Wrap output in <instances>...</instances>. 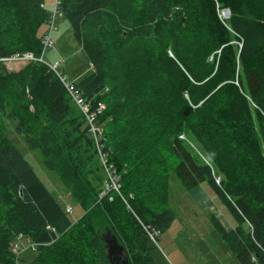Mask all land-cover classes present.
<instances>
[{
	"label": "trees",
	"instance_id": "obj_1",
	"mask_svg": "<svg viewBox=\"0 0 264 264\" xmlns=\"http://www.w3.org/2000/svg\"><path fill=\"white\" fill-rule=\"evenodd\" d=\"M10 1L19 25L27 35L26 48L36 52L37 59L31 61L30 69L35 78L30 92L35 98L32 102L23 98L31 80L21 79L14 72L0 71V121L6 129L7 122L14 124L12 129L23 137L28 148L40 151L44 166L55 172L72 190L73 196L83 202L85 214L77 221L72 219L60 196L42 181L12 141L9 130H3L0 136V189L5 208L0 215V252L6 253L7 260L2 264H13L16 260V255L10 252V244L18 233L30 237L37 244L36 248L43 250L48 244L58 242L66 232L75 233L77 223L86 229L83 238L77 237L76 243L86 255L93 253L88 250H97L100 259L110 264L101 238L108 227L124 245L131 264H159L152 255L154 243L149 233L158 232V241L160 234L176 219L169 206L168 188L164 196L160 190L158 192L162 195L161 199H156L162 203L159 210L153 209L144 197L130 198L129 192L124 194L131 208L126 209L124 199L117 194L103 195L96 203L100 191L101 194L104 191L105 178L86 179L83 174L85 160L69 156L61 129L73 115V108H77L86 124L69 90L73 88L85 99L88 113L95 117L107 162L113 165L125 190L124 176L109 157V131L105 123L110 112L105 92L109 55L104 42L122 38L139 41L146 29H154L160 36L168 29L175 43V55L165 56L175 68L183 61L180 36L186 26L193 24V19L197 25L208 29L203 37L219 43L216 49H221L218 56L224 55L227 60L226 63L223 61L226 70L217 76L210 70V75L199 85L182 69L188 81L179 83L176 92L188 94L189 98L183 94L181 99L189 110L202 111L200 127L204 131L218 133L222 128L218 133L223 136L219 139L222 144L228 143L227 138H230L231 142L240 141L255 153L244 154L238 160L235 178L229 172L222 174L219 172L222 167L212 155L216 165L196 157L180 137L184 133L197 135L193 128L198 125L191 121L188 112L184 118L186 128H178L171 136L172 150L177 158L175 171L187 188L207 182L230 211L237 223L235 227L226 228L216 216H212V222L237 261L240 264H264V0H54L52 8L46 6L45 0ZM222 8L230 9L229 19L221 18L219 9ZM61 19L70 23L76 42L94 67V71L81 80L70 79L59 69L63 60L54 64L47 61L45 54L54 47L55 41L46 45L42 54L39 52L46 34H53ZM45 26L47 30L42 32ZM236 40L240 43L234 46L231 41ZM0 52V57L4 58L20 50L1 46ZM126 55L131 56L129 52ZM196 89L201 92L198 94ZM222 99L225 103L215 110L204 109L205 104L222 102ZM31 103L35 104V111L31 110ZM103 127L106 142L101 134ZM92 146L96 156L93 139ZM248 193L253 199L247 196Z\"/></svg>",
	"mask_w": 264,
	"mask_h": 264
},
{
	"label": "rangeland",
	"instance_id": "obj_2",
	"mask_svg": "<svg viewBox=\"0 0 264 264\" xmlns=\"http://www.w3.org/2000/svg\"><path fill=\"white\" fill-rule=\"evenodd\" d=\"M45 1L48 8L53 7L54 0ZM14 10L10 0H0V47L13 48L22 53L0 57V71L14 72L21 79L31 80L23 98L32 102L35 96L30 90L35 78L30 69L31 61L36 60L37 56L36 52L31 53L29 48H26L27 35L19 25ZM135 10L134 8L133 11ZM56 28L52 35L54 47L46 52L45 58L51 64L63 60L59 69L70 79L81 80L87 73L94 71V67L76 42L70 23L61 19L56 23ZM45 30L46 26L42 32ZM205 32L207 34L208 29L197 25L195 19L192 25L185 27L183 35L180 36L183 61L175 68L166 61L168 57L165 56L175 55V43L168 29H165L161 36L155 34L154 29H146L139 41H125V38H122L104 42L109 55L105 76V92L108 94L106 102L110 103V112L105 122L110 135L107 134L109 157L111 156L124 176L125 190L122 185L119 192L111 190L107 194H103L104 191L101 194L100 191L96 203L102 200L103 195L117 194L125 197L124 193L129 192V196L146 198L153 209L159 210L162 203L156 202V199H161L168 188L169 206L175 212L176 219L167 231L160 234L159 240L153 242L152 255L159 264H240L212 222V216H216L226 228L235 227L237 223L230 211L207 182L198 187L187 188L175 171L177 158L172 150L171 136L178 128H186L187 122L184 118L188 112L191 121L198 125L193 128L197 135L195 137L184 133L180 137L203 162L213 165L212 155L213 160L222 167L219 171L222 174L229 172L232 178H235L234 168L238 160L242 159L244 154L252 155L254 152L240 141L231 142L230 138H227L228 143L222 144L219 139L223 136L218 134L222 128L218 133L212 130L204 131L200 127L202 111L189 110L181 99L184 93L176 92L179 83L184 81L186 84L187 77L200 85L210 75V70H213L215 76L226 70L224 64L227 60L224 55L220 58L218 55L221 49H216L219 43L215 39L203 37ZM236 41L231 43L237 46L240 42ZM43 50L41 47L40 54ZM128 52L131 54L130 58L126 55ZM235 68L237 69V65ZM182 69L186 71L187 77ZM196 91L198 94L201 92L198 89ZM184 96L189 98L188 94ZM224 103L225 100L222 99V102L205 104L204 109L215 110ZM30 108L35 111V104L31 103ZM78 109L84 115L86 124L77 108H73V115L67 118L68 123L61 129L68 145L69 156L85 160L83 174L87 180L103 176L105 189L110 174L116 172L112 165L107 163L95 123L88 118L87 109ZM5 125H8L7 129L0 121V136L3 135V130H9L10 138L42 181L60 196L64 207L68 205L75 211L69 213L72 219L77 221L82 218L85 214L83 202L73 196L72 190L60 181L55 172L44 166L39 150L28 148L23 137L12 129L14 124L7 122ZM86 125L94 142L96 156ZM101 134L106 142L104 127ZM159 190L162 195L158 193ZM247 196L252 198L251 193ZM4 202L0 189V215L4 212ZM128 208L130 206L127 204L126 209ZM79 226L81 225L77 223L74 227L77 236L70 231L66 232L58 242L48 244L43 250L36 248L37 244L30 237L18 233L13 241L23 243L24 249L18 252L20 264H106L100 259L97 250H88V253H93L86 255L84 249L76 245L77 237L83 238L86 230ZM245 227L248 228L247 225ZM10 252L16 254L13 249H10ZM6 260V253L1 251L0 264ZM15 262L16 260L13 264Z\"/></svg>",
	"mask_w": 264,
	"mask_h": 264
},
{
	"label": "built area",
	"instance_id": "obj_3",
	"mask_svg": "<svg viewBox=\"0 0 264 264\" xmlns=\"http://www.w3.org/2000/svg\"><path fill=\"white\" fill-rule=\"evenodd\" d=\"M51 43H53V41L51 40V38H50V35L49 34H47L46 35V44L48 45V44H51ZM68 86V85H67ZM69 90L72 92V95H73V97H74V100H75V102H76V104L80 107V108H86L87 109V111H88V108H87V106H86V104H85V99L83 98V97H81V96H79L78 94H77V92L76 91H74L73 90V88H69ZM102 107H104L103 105H102ZM88 118L90 119V121L93 123L94 122V119H95V117L94 116H91L89 113H88ZM96 127V126H95ZM96 129H97V134H98V132H99V129L96 127ZM99 135V134H98ZM101 147H102V151L104 150V144L101 142ZM104 153V152H103ZM105 155V154H104ZM106 157V156H105ZM108 163V162H107ZM112 167H113V165H112ZM120 178H119V176L118 175H116V174H110V180H109V182H107V184H106V187H105V189H104V192H103V194H107V193H109L111 190H116L117 192H119V190L121 189L120 188V186H121V183H120ZM121 196V198H123L124 199V202L126 203V205L128 204L129 206H130V204L128 203V201L126 200V198L124 197V196H122V195H120ZM130 198H133V196L132 195H130L129 196ZM110 199H113V197H111ZM131 208V207H130ZM67 211L71 214L72 213V210H71V207L70 206H67ZM157 235H158V232H156L155 230H153V231H150V233H149V236H150V239L153 241V242H157ZM22 248H23V243L21 242V241H14L12 244H11V249H13V251L16 253L15 255H16V262H15V264H20V260L18 259L19 258V254H18V252L19 251H21L22 250ZM24 249V248H23Z\"/></svg>",
	"mask_w": 264,
	"mask_h": 264
},
{
	"label": "water",
	"instance_id": "obj_4",
	"mask_svg": "<svg viewBox=\"0 0 264 264\" xmlns=\"http://www.w3.org/2000/svg\"><path fill=\"white\" fill-rule=\"evenodd\" d=\"M22 193L23 191H21ZM101 238L105 243L110 264H131L124 245L119 242L116 234L110 228L105 229Z\"/></svg>",
	"mask_w": 264,
	"mask_h": 264
},
{
	"label": "clouds",
	"instance_id": "obj_5",
	"mask_svg": "<svg viewBox=\"0 0 264 264\" xmlns=\"http://www.w3.org/2000/svg\"><path fill=\"white\" fill-rule=\"evenodd\" d=\"M219 13H220L221 18L224 19V20L229 19L230 16H231V12H230V9H229V8H222V9H219ZM46 35H47V34H46ZM49 35H50L51 40L54 42L53 37H52L53 34H49ZM46 45H47V44H46V36H45V39H44V46H43V48H44ZM29 52L32 53V51H29ZM4 58H5V57H4ZM73 99H74V97H73ZM67 206H68V205H67ZM67 206H66V207H67Z\"/></svg>",
	"mask_w": 264,
	"mask_h": 264
},
{
	"label": "bare ground",
	"instance_id": "obj_6",
	"mask_svg": "<svg viewBox=\"0 0 264 264\" xmlns=\"http://www.w3.org/2000/svg\"><path fill=\"white\" fill-rule=\"evenodd\" d=\"M50 22H51V17L49 18V23L48 24H50Z\"/></svg>",
	"mask_w": 264,
	"mask_h": 264
},
{
	"label": "crops",
	"instance_id": "obj_7",
	"mask_svg": "<svg viewBox=\"0 0 264 264\" xmlns=\"http://www.w3.org/2000/svg\"><path fill=\"white\" fill-rule=\"evenodd\" d=\"M200 186V185H199Z\"/></svg>",
	"mask_w": 264,
	"mask_h": 264
}]
</instances>
